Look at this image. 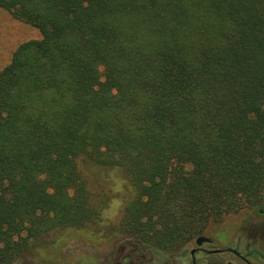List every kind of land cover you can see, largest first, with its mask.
Listing matches in <instances>:
<instances>
[{
  "label": "trees",
  "instance_id": "1",
  "mask_svg": "<svg viewBox=\"0 0 264 264\" xmlns=\"http://www.w3.org/2000/svg\"><path fill=\"white\" fill-rule=\"evenodd\" d=\"M0 9L41 34L0 70V264L50 230L101 232L79 160L133 186L109 239L172 252L227 214H264V0Z\"/></svg>",
  "mask_w": 264,
  "mask_h": 264
},
{
  "label": "rangeland",
  "instance_id": "2",
  "mask_svg": "<svg viewBox=\"0 0 264 264\" xmlns=\"http://www.w3.org/2000/svg\"><path fill=\"white\" fill-rule=\"evenodd\" d=\"M40 37L37 28L0 9V70L10 61L19 44ZM79 166L86 174L92 197L101 200V232L91 226L50 230L33 241L11 264H128L129 258L122 261L128 254L137 258L134 264H192V258L197 264L245 263L227 248L238 251L250 264H264V214L249 208L211 222L200 234L211 239L209 243H202L209 251L198 252L193 257L190 250L196 246L197 236L183 250L172 252L143 245L134 237L122 234L107 238L105 228L119 219L126 201L133 194V186L117 168L93 162L87 165L84 160H79Z\"/></svg>",
  "mask_w": 264,
  "mask_h": 264
},
{
  "label": "flooded vegetation",
  "instance_id": "3",
  "mask_svg": "<svg viewBox=\"0 0 264 264\" xmlns=\"http://www.w3.org/2000/svg\"><path fill=\"white\" fill-rule=\"evenodd\" d=\"M211 242V241H210ZM204 243V242H203ZM209 243V242H208ZM196 250H195V252H194V254H196V253H198V252H201V251H209V250H206L205 248H203L202 247V245L201 246H195L194 247ZM221 252L222 251H224L223 249H219ZM227 250L228 251H231L232 253H234V254H236V255H238L246 264H250L249 262H248V260L244 257V256H242L241 254H239L238 253V251H236V250H233V249H231V248H227ZM131 256V257H130ZM194 256V255H193ZM138 258L140 257V255H138L137 256ZM129 258V262H128V264H134L135 263V259H137L136 257H135V259L133 258V256L132 255H127L126 257L124 256V258L122 259V261H124V260H127ZM118 264H120V263H118ZM192 264H197L194 260H193V258H192Z\"/></svg>",
  "mask_w": 264,
  "mask_h": 264
},
{
  "label": "water",
  "instance_id": "4",
  "mask_svg": "<svg viewBox=\"0 0 264 264\" xmlns=\"http://www.w3.org/2000/svg\"><path fill=\"white\" fill-rule=\"evenodd\" d=\"M211 241V239L209 238V237H207V236H204V235H200V236H197L196 238H195V244L199 247V246H201L202 245V243L203 242H210ZM195 248H192L191 250H190V255L193 257V255H194V252H195ZM213 251H219V250H213Z\"/></svg>",
  "mask_w": 264,
  "mask_h": 264
}]
</instances>
